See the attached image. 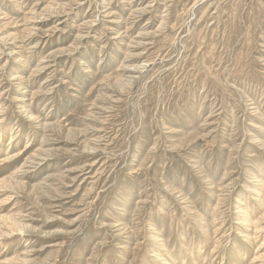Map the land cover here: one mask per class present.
<instances>
[{"label":"rangeland","instance_id":"374dc122","mask_svg":"<svg viewBox=\"0 0 264 264\" xmlns=\"http://www.w3.org/2000/svg\"><path fill=\"white\" fill-rule=\"evenodd\" d=\"M0 264H264V0H0Z\"/></svg>","mask_w":264,"mask_h":264}]
</instances>
